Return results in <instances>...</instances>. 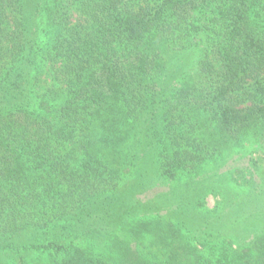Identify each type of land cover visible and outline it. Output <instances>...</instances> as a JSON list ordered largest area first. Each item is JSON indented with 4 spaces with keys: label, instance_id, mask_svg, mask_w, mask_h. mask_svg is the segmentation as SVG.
<instances>
[{
    "label": "trees",
    "instance_id": "16d2710c",
    "mask_svg": "<svg viewBox=\"0 0 264 264\" xmlns=\"http://www.w3.org/2000/svg\"><path fill=\"white\" fill-rule=\"evenodd\" d=\"M250 135L264 0H0V264H264V174L222 170Z\"/></svg>",
    "mask_w": 264,
    "mask_h": 264
},
{
    "label": "rangeland",
    "instance_id": "374dc122",
    "mask_svg": "<svg viewBox=\"0 0 264 264\" xmlns=\"http://www.w3.org/2000/svg\"><path fill=\"white\" fill-rule=\"evenodd\" d=\"M223 155L228 156L227 158L229 159L227 165L222 168L224 172L226 170V172H228L225 176V180L228 181L237 194L249 192L251 183L249 181L248 166L255 165L253 170L260 175L264 174V145H259L256 136L250 135L240 146L234 148L232 152H224ZM252 158H255V160H252ZM205 207L213 214L220 213L225 207L223 194L216 192L208 193L206 195ZM258 235L260 239H264V230H261ZM139 241L140 240L137 239L135 243L138 244ZM146 241L148 242V238H146ZM238 243L239 242L229 238L211 239L205 242L201 241V252L207 258L213 259L215 264H239L235 258L238 255H242L241 252L243 250L240 248L241 246L238 247ZM233 248H236V251L233 252ZM231 251L234 254V258L230 256ZM253 253L257 255L260 251L253 250ZM243 258L246 264H251L250 261L247 260L246 255Z\"/></svg>",
    "mask_w": 264,
    "mask_h": 264
}]
</instances>
